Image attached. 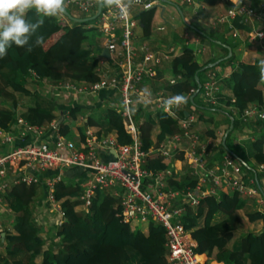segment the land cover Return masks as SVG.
I'll return each mask as SVG.
<instances>
[{
	"label": "trees",
	"instance_id": "obj_1",
	"mask_svg": "<svg viewBox=\"0 0 264 264\" xmlns=\"http://www.w3.org/2000/svg\"><path fill=\"white\" fill-rule=\"evenodd\" d=\"M251 2L255 4V0ZM230 5L228 0H224L225 7ZM158 12V6H151L148 9H138L132 14L137 23L136 29L142 37H147L152 27L162 24ZM67 13L69 14L68 11ZM28 16L34 18V10ZM63 16L68 23L57 20L56 17L43 18L44 24L37 30V35L44 38L40 46L27 52L26 48L13 45L7 50V55L0 58V100H10L8 106L0 108V127L7 129L15 122L16 116H20L30 124L45 128L50 121L56 119L57 122L60 117L57 131L66 138L76 140V135L78 139H82L84 129L89 126L95 129L97 136L111 133L118 144L130 143L131 138L123 129L121 116L113 108H105L102 116L87 114L82 126H74L78 115L83 113L81 107L75 104L58 106L57 100L53 101V98L42 95L40 83H93L98 79L95 71L98 58L93 55L94 51L89 45H83L87 32L93 30V26L87 28L86 25L92 23L89 20L76 22ZM83 17L86 16H80ZM233 26L236 29H247L237 19L233 21ZM208 39L223 54L198 66L193 49L174 35L173 43L176 46H173L174 56L169 65L172 75L179 78L172 84L162 81L160 86L161 90L170 94L191 97V100L187 99L184 103L180 116L197 114L196 117L201 122L211 121L210 117L203 118L204 111L218 108L199 101L198 95L205 78L203 73L209 68L208 63L229 65L233 54L226 57L227 48L231 51L235 45L214 32L209 33ZM32 40H35V36ZM257 64H232L227 77L219 81L221 85L216 100L221 104L219 108L225 111V131L230 121L231 130L257 124L258 135L251 144V156L254 164L264 166V128L255 120L245 124L238 120L239 113L246 105L256 103L261 107L264 104V82L260 80ZM160 77V71H155L154 78ZM197 84L200 85L199 88ZM232 109L235 113H232ZM132 117L138 126V138L143 150L178 131L175 120L161 110L148 111L138 106L132 111ZM152 127L155 129L153 138L150 137ZM71 128L77 133L73 135ZM204 132L205 136H211L212 129H205ZM228 136L229 132L223 145L218 144L216 147V157L220 158L225 147L241 162L243 171L249 173L248 177L257 183L258 173L245 162L240 153L242 147L237 145L231 149L226 143ZM145 167L157 169L163 168L164 164L153 152L147 155ZM75 177L80 179V169H66L54 186L53 196L60 201L63 221L50 233L57 241L53 242L52 239L47 245L40 235V226L36 225L33 217V205L36 203V194H41L40 187L34 184H16L3 193V201L12 210L13 216L8 227L3 225L0 228V233H4L3 238L0 237V264H36L34 259L38 255L41 256L39 264H166V237L159 224L144 221L132 225L122 221L118 215V201L106 190H95L88 211H82L79 201L75 199L81 192ZM176 179L177 177L167 179L166 190L193 187L196 182V178L186 171ZM242 201L236 192L225 194L218 191L217 198L205 197L195 207L184 205L180 221L193 240L197 254H204L207 261L223 264H264V210L246 215L249 221L260 219L261 231L241 234L242 217L238 209L243 205ZM178 204L176 202L173 206Z\"/></svg>",
	"mask_w": 264,
	"mask_h": 264
},
{
	"label": "built area",
	"instance_id": "obj_2",
	"mask_svg": "<svg viewBox=\"0 0 264 264\" xmlns=\"http://www.w3.org/2000/svg\"><path fill=\"white\" fill-rule=\"evenodd\" d=\"M174 1L192 9L199 3V0ZM228 1L231 5L215 17V23L222 26L229 37L236 39L243 31L234 28L233 21L237 19L247 27L244 32L247 41L264 56V3L252 5L248 0ZM65 3L86 17L94 14L97 7L95 0H65ZM152 3L132 0L126 12L117 5L100 8L96 23L91 25L97 28L102 37L95 68L98 79L95 82L45 84L49 87V94L54 90L53 96L55 93L64 99L69 96L73 104L79 100L77 97L86 98L106 89L116 91L121 103V109L117 112L131 142L118 144L114 136H97L89 127L84 129L82 139L75 135L76 140H72L58 133L56 120L42 128L16 116L15 122L7 129L0 127V146H4L0 151V208L6 207L2 195L11 185H38L42 207L55 215L51 227L54 230L63 221L62 206L53 196L54 186L66 169L76 167L81 171L80 179L76 177L81 192L75 199L79 201L82 211H88L95 190H106L118 201V215L122 221L132 225L152 221L164 229L166 264H223L215 261L205 263L198 258L192 239L180 221L184 205L195 207L205 197L217 198V192L223 189L259 202L264 200V193L254 179L245 176L241 162L233 154L226 150L220 158H215L219 141L202 136L198 120L193 115L180 116L184 103L166 112L163 101L172 95L154 92L145 85V79L155 75L153 67L174 56V47L152 50L146 41H137L134 35L137 23L131 7L148 9ZM103 49L107 50V58L101 54ZM200 51L197 47L193 53ZM216 71L219 72V69L216 68ZM217 75L207 73L201 86L203 96L212 104L217 103ZM221 75L227 77L228 74ZM178 78L171 77L168 83L172 84ZM138 106L148 111L165 112L175 120L178 131L143 150L138 138V126L132 117V111ZM234 111L232 109V113ZM238 120L242 124L255 120L264 128V104L261 107L256 103L246 105L239 113ZM153 152L160 157L163 168L145 167L147 155ZM175 162H180L187 174L196 178L193 187L166 190L167 179L176 178ZM256 168L257 171L264 170L263 164ZM176 195L179 204L173 206L171 200ZM5 210L10 212L8 208ZM45 230L40 228V235Z\"/></svg>",
	"mask_w": 264,
	"mask_h": 264
},
{
	"label": "crops",
	"instance_id": "obj_3",
	"mask_svg": "<svg viewBox=\"0 0 264 264\" xmlns=\"http://www.w3.org/2000/svg\"><path fill=\"white\" fill-rule=\"evenodd\" d=\"M167 1L169 2V4H171L172 2L173 3L176 2L175 4H178L177 1H174V0H172V1L171 0H167ZM219 1H220V3L218 5V1L217 0H199L198 6L196 8H194V9H192L191 6L189 7V6L183 5L184 6L183 10L185 11L187 16H185L183 14V11H181L182 12V14L180 13L181 18L183 19V21L186 24L187 23L189 24V20H193L198 25H201V27L202 26H209V23H210V21H208L209 18L205 17L206 8H208L207 10H209V8H212L211 7L212 5L216 4V7H217L218 11L219 10L223 11V9L226 8L224 6V0H219ZM251 1L252 0H250V1L248 0V2H250L252 4ZM152 2H153L152 6H155L156 4L161 6V7L158 6L159 7L158 15H159V17L162 20V24L160 26L152 27V29L150 31V34L147 37H142L141 34H140V31L138 29H136V28L134 29V35H135L137 41H146V43L149 45V47L152 50L162 51L165 47L172 46V44H173V36L175 34L173 35L171 33L172 32L171 29H175L176 26H175V23L173 22V20L171 21L172 18H166L164 16V12H165V9H166L165 8V4H164L165 2L164 1L160 2V1H157V0H153ZM258 3H264V0H258V1L255 0V4L254 5H256ZM207 4H208V7H207ZM220 5H221V7H220ZM137 10H138L137 8L131 7V13L132 14H134ZM174 10H175L174 7L169 9L168 14L171 15V13L174 12ZM63 15L64 14H62V16ZM71 15H73V14H71ZM75 17H77V16H75ZM56 18H58V17L56 16ZM167 25H169L171 29H169L167 27ZM158 27H161V29H158ZM193 35H194V37L190 39L189 44L196 45L198 47V49L201 50L200 52H198L196 54H201V52L203 50L202 46H205V45L202 42H200V38H198L197 35H195V34H193ZM187 36H188V30H184L183 37H181V38L178 37V36L177 37L179 39H183V38H185ZM101 44H102L101 41L96 43L95 46L91 44V47H92L91 49H93L94 51H98L99 52L100 49H101ZM187 45H188V42H187ZM213 49L214 50L210 52V56H212L213 58L221 56L222 50L217 45H213ZM240 51H242V53H243L242 57H243V55L247 54L244 48L241 49L240 45L235 44L233 49L231 50V53L234 56L233 59H235V56L240 54ZM101 52H102V50H101ZM193 55H195V53H193ZM202 55L203 54H201L199 56L198 61L195 60L196 64L198 66L201 65L204 61H206V58H204V56H202ZM107 57H108V55H107ZM171 59L172 58H170L168 60H165V61H162L159 65L153 67V69L155 71H160V73H161L160 79H155L154 77L150 78V79H148V78L145 79V82H144L145 85L149 86L154 92H164L165 95H173V94H170L169 92H165V91L161 90V87H160L162 81H167L168 82L169 78L174 77L172 75V72L170 70V65H169ZM138 60H139V58L137 57L136 58V62H138ZM241 62H243V61H241ZM251 63H253V62H251ZM231 64H233V62H231ZM217 68L219 69V72L217 71L218 73H220V74L227 73L225 70H223V68L221 66H217ZM41 84H44V83H41ZM116 96L119 98V95H118V93L116 91H113V90H110V89H106L104 91H100L94 97L93 96H89L90 98L86 97V98H82L81 101L78 100L75 103V105L81 107V109H83V113H82L81 116L78 115V117L76 118L75 122L78 121V119H79V123L78 124H74V126H79V124H81V126H82L83 123L86 120L87 114H92V115H95V116H99V115L102 116L103 115L102 113H103L104 109L107 108V107L113 108L116 112L118 110H120L121 109V105L119 107H117L116 106V102L114 101V100H116ZM58 101H59L57 103L58 106L66 107L67 105H74L73 104L74 102H72L70 97L67 100H62L61 99V100H58ZM119 101H120V98H119ZM199 101L201 103H203L202 100H199ZM84 111H85V113H84ZM205 114L206 113L203 112V118H205ZM215 122H217V123L214 125ZM215 122L213 123V125L215 127H213L214 129H212L211 136H204V137L213 139L214 135H216V133L218 132V128H220V127L222 128L225 125V123L223 122V119L220 118V117L218 119H216ZM201 123H203V122L198 120V126L199 125L201 126ZM89 128L91 130H95L93 127H89ZM258 128L259 127L257 126V124H253V123L250 124V125H247V126L240 127V129L236 128L234 130V132L232 133V135L230 136V138H229V144H232V145H235V146L240 145V147H242L241 148L242 150L240 152L243 154V156L245 158V162H247L249 165H251L253 167L254 171H256V173H258L257 183H258L259 187L262 189V191L264 193V170L263 171H257V168H256L257 165L253 163L252 156H251L252 153H253V149L251 147V144L254 141V139H256V137L258 135V132H257ZM76 133L77 132L75 130H72V134L73 135L76 134ZM108 135L113 136L111 133H108ZM174 168H175V172H176L175 177H177V179H178L180 177V175H182L185 172V167L180 162H175L174 163ZM245 176L248 177L249 173L245 172ZM176 190H180V189H174V190H169V191H176ZM221 191L223 193H225V194H230V192L228 190L223 189ZM239 198L243 200L242 201L243 205L241 206L240 209H238V213H239L240 216H241V214L246 216L249 213H252V212H255V211L260 212V211L264 210V200L262 202H259L258 200L256 201L255 199H253V200L252 199H245L243 197H239ZM176 202H179V198L177 197V195L175 197H173V199L171 200L172 205H174ZM242 227H243V230L241 229V231H242L241 234L247 233L248 231L260 232L261 231L260 219H255V220H251V221L248 220L247 221V225H243L242 224ZM192 242H193V240H192ZM193 244H194V242H193ZM199 256H201V258L204 260L205 263L209 262V261L206 260V257H205L204 254H199Z\"/></svg>",
	"mask_w": 264,
	"mask_h": 264
},
{
	"label": "rangeland",
	"instance_id": "obj_4",
	"mask_svg": "<svg viewBox=\"0 0 264 264\" xmlns=\"http://www.w3.org/2000/svg\"><path fill=\"white\" fill-rule=\"evenodd\" d=\"M217 1H218V5H219L220 1L219 0H217ZM175 3L176 2H174V3L172 2L171 4L164 3L165 4V8H166L165 12H164V16L166 18H172L171 21L173 20V22L175 23V26H176L175 29H171L169 25H167V27L172 30L171 33L173 35L175 34L176 36H178L180 38L183 37L184 30H188V36L183 38V39H180V40L185 45H187V42H188V46L191 47L193 49V51L195 49H197V46L194 45V44H189V41H190L191 38L194 37L193 34L197 35L198 38H200V42H202L205 45V46H202L203 50H202L201 54H203L202 56H204V58H206V61L208 59H213V57L210 56V52L214 50L213 49V45L214 44L208 39V35H209L210 32H214L215 34H220L222 38L229 39L234 44L240 45L241 49H243V48L245 49L247 54L243 55V57H242L243 53H242V51H240V54L239 55L236 54L237 56H235V59H232L233 60L232 61L233 64H235L237 62H241V61L246 62V63H251V62L258 63L259 59H264L263 54L258 51L259 49L256 48V46L254 44H250L247 41V36L244 33L246 31L245 28H242L243 31H242V33L240 34L239 37H237L236 39H232L231 37H229V33L222 26H220V25L215 23V17H217L220 13L223 12L222 10L218 11V9L216 7V4L212 5L211 6L212 8H209V10H207L208 8H206L205 17L209 18L208 21H210V23H209V26H202L201 27V25H198L193 20H189V24L188 23L186 24L183 21V19L181 18L180 13L176 9V6L178 5L179 7L178 6L177 7L179 8L180 12L183 11V14L185 16H187L185 11L183 10L184 9L183 4H180L178 1H177L178 4H175ZM173 7H174L175 10H174V12L171 13V15H169L168 11H169V9H171ZM207 7H208V4H207ZM220 7H221V5H220ZM65 9L69 12L70 15L73 14L74 15V16L72 15L73 17L77 16L76 18H80V16H84V15H82L81 12L77 11L75 8H73V7L69 6V5H66ZM181 14H182V12H181ZM57 17H58V18H56L57 20H61V21H64V22L68 23L66 18H64L62 15H58ZM89 22H91L92 25H93L94 23H96V19L89 20ZM86 27L87 28L91 27V24L86 25ZM92 28H93V30L88 31L87 34H86L87 38L85 39V41H83V45L84 46L89 45L88 47H91V44L95 46L96 43H98L100 41L102 42V37H101L100 33L97 31V28H94V27H92ZM173 44H172V46H176L175 43H173ZM99 53H100V51L99 52L98 51H94L93 55L95 54L97 56V58H98ZM201 54H195L194 55L196 61H198V58H199V56ZM222 54H223V52H222ZM206 61H204V62H206ZM210 64H214V65L212 67H210L209 66ZM231 65L232 64L229 63V65H226V66L225 65L224 66L221 65V66H222L223 70H225L227 72V74H228V71H230ZM207 66L209 68L204 71V73H203L204 77L206 76L207 73H210V72H214L215 74H218L217 75V78H218L217 84H218V87H220L221 84H219V81L221 79L225 78V77H222V75L216 71L217 66H220V65H216V62H213V63H208ZM210 68H212V69H210ZM219 76H221V77H219ZM47 86L45 84H41L40 83L39 89L42 92V95L53 98V101H54V99L57 100L56 101L57 103L59 102L58 100H61V99L62 100H67L69 98V96L66 97L65 99L62 96L58 97V96L55 95L56 93L53 96L52 93H53L54 90H52L50 92V94H49V87L47 88ZM44 87H46V88H44ZM94 96L95 95H93V97ZM198 96L200 97V100H202V102L204 104H206V105H216V107H218L217 109L215 108V110L204 111L206 113L205 114V118H208V117L211 118V121H207V122L205 121V122L201 123V126L199 125V132L201 133L202 136H205V132H204L205 129H210V128L214 129L213 127H215L214 125L217 123V122H215L216 119H218L219 117L223 119L224 116H225L223 113L225 111H224L223 108H219L220 107L219 105H221V104H219L218 102L214 103V104L210 103L209 99H207V98H205L203 96L202 88L200 89V92H199ZM70 99H71V97H70ZM77 99H79V101L82 100L81 98H78V97H77ZM188 99L190 100V97H188ZM9 101H10L9 99L0 100V108L1 107L4 108L5 106H8L9 105ZM114 101L116 102V106L117 107H119L121 105L120 101H119V98L117 96H116V100H114ZM17 108H19L18 105H17ZM84 113H85V111H84ZM193 116L195 118H197L196 117L197 114H193ZM78 123H79V119L74 124H78ZM213 123H214V125H213ZM79 126H81V124H79ZM224 127L226 128V124L224 125ZM224 127L218 128V132L216 133V135H214V138L212 137L215 142L219 141V144H221V145H223L221 137H222V135H223V133L225 131ZM72 130H75V129L71 128L70 131L72 132ZM234 130L235 129H232V130L229 131V136H228V139L226 141V143L231 147V149H233L235 147V145L229 144V138L232 135V133L234 132ZM154 133H155V129L152 127L150 129V137L151 138H153ZM2 148H4V146H0V151L2 150ZM224 151H226L225 147H224ZM215 153H216V151H215ZM241 155H242V157H244L243 154H241ZM215 158H217L216 155H215ZM40 198H41L40 194L37 193L36 194V198H35L36 199V203H35V205H33V217H34V221H35L36 225L40 226V228L42 230L46 229L45 230L46 232L45 231L41 232V236L44 238L45 245H47L48 242L51 241L52 239H53L52 240L53 242L57 241V239L55 237L53 238L52 235L50 234V233H52V231H54L51 227H52L53 222L55 220V215L53 213L49 212L48 209H45V208L42 207V205H41L42 203H41ZM4 204H6V203L4 202ZM5 206H6L5 208H0V228H2L3 225L8 227V223L10 222L11 217L13 216L12 210L10 208H8L7 205H5ZM6 208H8L10 212H7L5 210ZM241 217H242V224L243 225H247V221H248L247 217L245 215H242V214H241ZM242 230H243V227H242ZM3 236H4V233H3ZM1 251H2V249H1ZM40 260H41V256L38 255V256L35 257L34 262L36 264H39Z\"/></svg>",
	"mask_w": 264,
	"mask_h": 264
},
{
	"label": "clouds",
	"instance_id": "obj_5",
	"mask_svg": "<svg viewBox=\"0 0 264 264\" xmlns=\"http://www.w3.org/2000/svg\"><path fill=\"white\" fill-rule=\"evenodd\" d=\"M95 2L100 8L117 5L126 12L132 0L127 2L125 0H95ZM65 7V0H0V58L6 56L7 50L13 45L26 48L27 52L40 46L44 38L37 35V30L43 26V18L62 15ZM33 10L34 18H29L28 13ZM33 36H35L34 41ZM257 67L260 80L264 82V59H259ZM187 99L188 97L183 94L172 95L163 101V107L167 112L173 106L186 103Z\"/></svg>",
	"mask_w": 264,
	"mask_h": 264
},
{
	"label": "water",
	"instance_id": "obj_6",
	"mask_svg": "<svg viewBox=\"0 0 264 264\" xmlns=\"http://www.w3.org/2000/svg\"><path fill=\"white\" fill-rule=\"evenodd\" d=\"M157 1H160V2H161V1H164L165 3H169L167 0H157ZM155 6H160V5L156 4ZM160 7H161V6H160ZM176 9L178 10L179 13H181L178 7H176ZM99 11H100V7L97 5L95 13L92 14L91 16H89V17L76 18V17H73V16L69 15V14L67 13L66 10H65V12H64L63 14H64L65 16L69 17L70 19L76 21V22H86V21H88V20H93V19H95V18L98 16ZM227 50H228V53H227V56H226V57H229V56L231 55V51H230L229 48H227ZM101 54H102L103 56L107 57V55H108V54H107V50H106V49H103L102 52H101ZM214 64H215V63H214ZM214 64H210L209 66L212 67ZM195 80H197L196 77H195ZM197 86L200 87L199 84H197ZM190 100H191V97H190ZM60 121H61V118H59V120L57 121V123H59ZM231 128H232V123H231V121H230L229 126H228V129H227V130L224 132V134L222 135V139H221V140H222V144L224 143L225 137H226L227 133L231 130ZM0 237L3 238V232L0 233Z\"/></svg>",
	"mask_w": 264,
	"mask_h": 264
},
{
	"label": "bare ground",
	"instance_id": "obj_7",
	"mask_svg": "<svg viewBox=\"0 0 264 264\" xmlns=\"http://www.w3.org/2000/svg\"><path fill=\"white\" fill-rule=\"evenodd\" d=\"M199 259H201V257L198 256Z\"/></svg>",
	"mask_w": 264,
	"mask_h": 264
}]
</instances>
